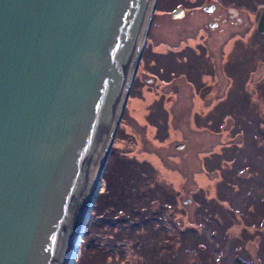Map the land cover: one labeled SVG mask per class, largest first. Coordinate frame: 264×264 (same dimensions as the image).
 <instances>
[{
  "label": "rangeland",
  "instance_id": "374dc122",
  "mask_svg": "<svg viewBox=\"0 0 264 264\" xmlns=\"http://www.w3.org/2000/svg\"><path fill=\"white\" fill-rule=\"evenodd\" d=\"M263 3L155 0L71 264H264Z\"/></svg>",
  "mask_w": 264,
  "mask_h": 264
},
{
  "label": "water",
  "instance_id": "95a60500",
  "mask_svg": "<svg viewBox=\"0 0 264 264\" xmlns=\"http://www.w3.org/2000/svg\"><path fill=\"white\" fill-rule=\"evenodd\" d=\"M154 2L0 0V264L77 258Z\"/></svg>",
  "mask_w": 264,
  "mask_h": 264
},
{
  "label": "flooded vegetation",
  "instance_id": "af4514ba",
  "mask_svg": "<svg viewBox=\"0 0 264 264\" xmlns=\"http://www.w3.org/2000/svg\"><path fill=\"white\" fill-rule=\"evenodd\" d=\"M209 5H212V9L210 10V11H205V10H203V7L204 6H209ZM264 6V3L261 5V7L259 8V11H258V14H257V16H256V21H257V18H258V16H259V13H260V11H261V9H262V7ZM177 8V7H176ZM176 8H174V9H176ZM173 9V10H174ZM181 10H182V8H180ZM201 9V11L204 13V14H208V15H211V21L208 23V27L209 28H211V29H213V28H216L217 26H218V24L219 23H221V21H228L229 23H233V21L231 20V19H229L227 16H223V14H222V16H221V13H215V15L214 16H212L213 15V10L215 9V4H211V3H207V4H204L203 6H202V8H200ZM172 10V11H173ZM231 9H227V10H225L224 12L225 13H227V14H229ZM234 10V9H233ZM171 11V12H172ZM183 11V10H182ZM227 11V12H226ZM171 12H170V14H171ZM231 14V13H230ZM235 14H236V16L239 14L238 13V11H236L235 12ZM184 16H185V13L183 12L182 13V15L180 16V17H178V18H172L171 16H170V18H172V19H182V18H184ZM235 16V18H234V20L236 21V22H238V23H240L242 20H241V18L239 17V15H238V17H236ZM256 21H254V28H255V25H256ZM219 22V23H218ZM255 31L257 32V30H256V28H255ZM258 33V32H257ZM259 34V33H258ZM260 35V34H259ZM261 36V35H260ZM262 37V36H261ZM262 39L264 40V38L262 37ZM150 80H148V81H146V82H149Z\"/></svg>",
  "mask_w": 264,
  "mask_h": 264
},
{
  "label": "trees",
  "instance_id": "16d2710c",
  "mask_svg": "<svg viewBox=\"0 0 264 264\" xmlns=\"http://www.w3.org/2000/svg\"><path fill=\"white\" fill-rule=\"evenodd\" d=\"M172 201H173V204H175V201H176V197H175V195H173L172 196ZM157 203V202H156ZM149 205H151L150 203H149ZM149 205H146V206H149ZM174 206V205H173ZM161 207V205L159 206L158 204L156 205V207H154V213H153V215L154 216H156L157 217V219L159 220V224L157 225V227H156V229L154 230V232L155 233H158V236L159 235H161L160 234V229H161V227L164 225V219H165V216L167 215V214H165V213H163V210L164 209H162V208H160ZM153 208V207H152ZM160 209H162V211L160 210ZM174 209H175V206H174ZM143 217H141V223L142 222H146V221H148L149 220V218H147V217H145V218H143ZM120 219V218H119ZM122 220V219H121ZM124 220V219H123ZM176 220V221H175ZM175 220H174V222L176 223V224H180V222L178 221V219L177 218H175ZM149 223H151V222H149ZM151 225H152V223H151ZM116 232H117V230H116ZM115 232V233H116ZM122 232V230L121 231H119L117 234H119V233H121ZM126 232H128V230H126ZM137 237V236H136ZM122 239L124 238V237H121ZM137 239V238H136ZM116 264H118V263H116ZM123 264V263H122Z\"/></svg>",
  "mask_w": 264,
  "mask_h": 264
},
{
  "label": "bare ground",
  "instance_id": "6f19581e",
  "mask_svg": "<svg viewBox=\"0 0 264 264\" xmlns=\"http://www.w3.org/2000/svg\"><path fill=\"white\" fill-rule=\"evenodd\" d=\"M154 6V5H153ZM150 19V18H149ZM145 33H146V30L144 32V35H143V38H142V41H141V45H140V48H139V51H138V54L140 53L141 51V48L143 47V41H144V36H145ZM137 54V56H138ZM137 58V57H136ZM132 74V73H131ZM130 80H131V76H130V79H129V82L128 84H130ZM128 87V85H127ZM105 157V155H103V158ZM102 162V161H101ZM101 186V180H100V174L96 175L95 177V180H94V183H93V187H92V192H91V196H90V201H89V205H88V209L90 207V203L92 202V199L94 197V195L96 194L98 188ZM88 211V210H87ZM88 213V212H87ZM87 216V214H86ZM69 260V264L72 263L73 261V258H68Z\"/></svg>",
  "mask_w": 264,
  "mask_h": 264
}]
</instances>
